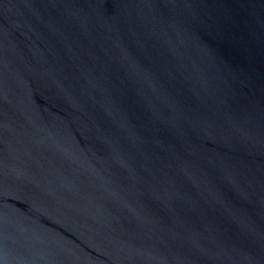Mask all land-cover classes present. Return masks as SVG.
<instances>
[{
	"label": "water",
	"instance_id": "obj_1",
	"mask_svg": "<svg viewBox=\"0 0 264 264\" xmlns=\"http://www.w3.org/2000/svg\"><path fill=\"white\" fill-rule=\"evenodd\" d=\"M0 264H264V0H0Z\"/></svg>",
	"mask_w": 264,
	"mask_h": 264
}]
</instances>
